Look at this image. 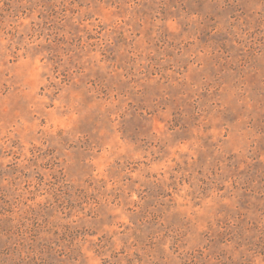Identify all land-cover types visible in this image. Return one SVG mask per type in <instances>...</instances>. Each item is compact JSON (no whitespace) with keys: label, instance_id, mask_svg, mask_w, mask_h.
Segmentation results:
<instances>
[{"label":"rangeland","instance_id":"obj_1","mask_svg":"<svg viewBox=\"0 0 264 264\" xmlns=\"http://www.w3.org/2000/svg\"><path fill=\"white\" fill-rule=\"evenodd\" d=\"M0 264H264V0H0Z\"/></svg>","mask_w":264,"mask_h":264}]
</instances>
